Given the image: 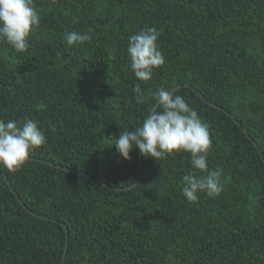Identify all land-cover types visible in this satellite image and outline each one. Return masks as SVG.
<instances>
[{"label":"trees","instance_id":"1","mask_svg":"<svg viewBox=\"0 0 264 264\" xmlns=\"http://www.w3.org/2000/svg\"><path fill=\"white\" fill-rule=\"evenodd\" d=\"M34 4L30 48L0 43V119H35L47 142L19 171L0 167V264H264V0ZM146 26L165 64L145 83L127 46ZM70 31L90 39L70 47ZM176 86L209 126L217 198L186 201L183 176L200 174L190 154L139 162L136 149L125 161L110 139Z\"/></svg>","mask_w":264,"mask_h":264},{"label":"clouds","instance_id":"2","mask_svg":"<svg viewBox=\"0 0 264 264\" xmlns=\"http://www.w3.org/2000/svg\"><path fill=\"white\" fill-rule=\"evenodd\" d=\"M40 26V15L34 0H0V43L17 53L30 48L31 34ZM160 31L146 26L128 38L127 53L130 68L140 82L152 79L156 69L165 64L158 39ZM87 33L70 31L65 34L68 46H80L88 41ZM135 102H145L139 84L133 89ZM155 105L150 113L132 130L124 129L119 138L110 137L122 160H130V153L138 149L145 158L156 162L184 152L190 154L193 170L184 175L183 196L188 203L197 202L200 194L217 198L224 190L223 169H209L208 153L212 146L209 126L181 95L164 87L152 93ZM46 135L35 119L21 121L0 119V167L8 172L19 171L30 155L46 144Z\"/></svg>","mask_w":264,"mask_h":264},{"label":"water","instance_id":"3","mask_svg":"<svg viewBox=\"0 0 264 264\" xmlns=\"http://www.w3.org/2000/svg\"><path fill=\"white\" fill-rule=\"evenodd\" d=\"M184 87L188 88L189 86H188V85H185ZM179 88H181V86H178V87L174 88L172 91L175 92V91H176L177 89H179ZM151 111H152V110H151ZM246 134H247V133H246ZM259 153H260V152H259ZM140 157H141V153H139V162H140V159H141ZM65 170L69 171L68 169H65ZM137 181H138V179L136 180V182H135L134 184H132V185L129 186V187H126V188H113V189H114V190H117V191H127V190L132 189V188L137 184ZM10 188H11V187H10ZM16 198H17L18 201H21L17 195H16ZM21 205L27 210L26 206H25L22 202H21ZM31 214L34 215V216H37L34 212H31ZM64 229H65V231H66V236H67V229H66L65 226H64ZM66 250H67V248L65 247V249H64V253H63V257H62V263L65 261Z\"/></svg>","mask_w":264,"mask_h":264},{"label":"rangeland","instance_id":"4","mask_svg":"<svg viewBox=\"0 0 264 264\" xmlns=\"http://www.w3.org/2000/svg\"><path fill=\"white\" fill-rule=\"evenodd\" d=\"M184 86H185V85H184ZM188 86H189V85H188ZM176 87H178V86H176ZM176 87H174V88H176ZM174 88H173V89H174ZM188 88H190V86H189ZM173 89H172V90H173ZM179 89H180V88H179ZM179 89H177L176 91H178ZM176 91H175V92H176ZM206 104L209 105V106H211V107H213V108H215V105L212 104V103H208V102H206ZM229 116H230V115H229ZM241 129H242L243 131H245L243 128H241ZM65 169H67V168H65ZM68 170H69V169H68ZM69 171H70V170H69ZM140 171H141V165H140L139 168H138V172H140ZM130 186H131V185H130ZM127 187H129V186H127ZM123 188H126V187H123Z\"/></svg>","mask_w":264,"mask_h":264}]
</instances>
